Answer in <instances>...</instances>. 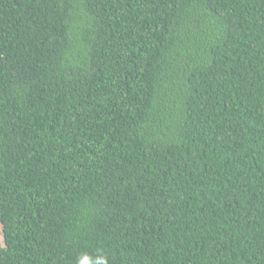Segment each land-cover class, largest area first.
I'll use <instances>...</instances> for the list:
<instances>
[{
    "label": "trees",
    "instance_id": "16d2710c",
    "mask_svg": "<svg viewBox=\"0 0 264 264\" xmlns=\"http://www.w3.org/2000/svg\"><path fill=\"white\" fill-rule=\"evenodd\" d=\"M0 264H264V0H0Z\"/></svg>",
    "mask_w": 264,
    "mask_h": 264
},
{
    "label": "rangeland",
    "instance_id": "374dc122",
    "mask_svg": "<svg viewBox=\"0 0 264 264\" xmlns=\"http://www.w3.org/2000/svg\"><path fill=\"white\" fill-rule=\"evenodd\" d=\"M0 238L3 239L2 236H0Z\"/></svg>",
    "mask_w": 264,
    "mask_h": 264
}]
</instances>
